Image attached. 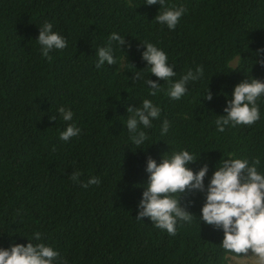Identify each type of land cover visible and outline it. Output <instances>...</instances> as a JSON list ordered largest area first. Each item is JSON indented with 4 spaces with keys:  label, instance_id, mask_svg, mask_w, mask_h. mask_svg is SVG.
I'll list each match as a JSON object with an SVG mask.
<instances>
[{
    "label": "trees",
    "instance_id": "obj_1",
    "mask_svg": "<svg viewBox=\"0 0 264 264\" xmlns=\"http://www.w3.org/2000/svg\"><path fill=\"white\" fill-rule=\"evenodd\" d=\"M145 2L0 0V246L45 243L66 264H227L233 255L245 256L227 254L222 232L200 222V194L187 197L195 216L178 221L174 235L135 216L146 156L159 162L163 153L187 149L200 155L190 167L207 162L209 176L225 158L259 160L257 171L264 173V96L253 124L221 133L214 123L236 83L264 80L255 60L264 48V0H166L165 7L187 9L173 30L154 19L163 9ZM45 21L67 40L50 60L35 41ZM112 32L125 45L120 50L113 41L117 62L96 68L95 49ZM144 42L167 53L173 79L197 66L203 77L190 81L179 100L164 91L149 96L143 79H135L142 69V77L150 75L140 58ZM207 86L211 100L203 98ZM145 98L159 106L160 118L138 148L129 139L126 109ZM59 106L73 111L81 130L68 141L58 138L71 123L61 119ZM164 119L170 126L161 135ZM73 171L81 173L77 180ZM93 176L99 184L81 187ZM35 232L39 240L32 239Z\"/></svg>",
    "mask_w": 264,
    "mask_h": 264
},
{
    "label": "clouds",
    "instance_id": "obj_2",
    "mask_svg": "<svg viewBox=\"0 0 264 264\" xmlns=\"http://www.w3.org/2000/svg\"><path fill=\"white\" fill-rule=\"evenodd\" d=\"M147 5H159L163 9L154 19L158 24L173 30L187 9L183 5L165 7L166 0H146ZM35 41L39 45V53L50 60V52L63 50L67 47V40L58 31L53 30L50 22H43L38 28ZM125 45L124 36L112 32L104 46L95 49V67L101 68L107 64L114 65L117 60L114 55L112 42ZM143 51L140 58L145 62V68L150 73L142 77V70L137 71L135 79H143L148 95L155 97L164 91L170 99L179 100L188 92V83L198 81L203 75V68L197 66L194 70L189 68L179 79L174 67L168 63L167 53L151 42L141 44ZM256 63L264 67V48L255 52ZM125 55V54H124ZM154 76L157 79H150ZM167 84L162 89L161 83ZM225 103L222 115H216L214 121L217 132H224L226 127L236 125H251L260 119L261 113L258 99L264 96V80L251 77L243 78L236 83L229 94H224ZM211 100L212 94L208 89L203 97ZM126 129L131 142L139 146L148 139L145 129L153 127V121L160 118V108L151 99L145 98L139 107H128ZM57 112L66 123L59 132L61 141H68L80 134V128L73 121V111L65 106H59ZM51 120L55 116L49 117ZM169 121H161L160 133L168 132ZM147 148V147H146ZM145 148V149H146ZM144 149V150H145ZM143 150V151H144ZM164 154V153H163ZM161 155L159 162L151 156L145 157L144 172L146 182L142 188L140 198L136 204L137 220L148 218L155 227L165 230L168 234L176 233L178 221L190 223L194 214L188 209L193 200L187 197L202 195L199 208V220L205 225H211L222 232L220 246L227 254L248 255L249 251L254 258V264H264V173L257 171L259 160L249 163L246 158H225L213 165L209 176V165L202 163L193 169L190 165L197 162V156L190 150L180 149L170 156ZM231 155V154H229ZM81 173L73 171L72 180H77ZM207 183L205 184V177ZM98 177H90L87 183L81 181V187L99 184ZM197 217V216H196ZM33 240L40 239V233H33ZM239 258L233 255V259ZM0 264H66L57 249L45 243H10L8 247L0 246Z\"/></svg>",
    "mask_w": 264,
    "mask_h": 264
},
{
    "label": "rangeland",
    "instance_id": "obj_3",
    "mask_svg": "<svg viewBox=\"0 0 264 264\" xmlns=\"http://www.w3.org/2000/svg\"><path fill=\"white\" fill-rule=\"evenodd\" d=\"M227 264H254V258L251 253H248V255L237 259L231 257Z\"/></svg>",
    "mask_w": 264,
    "mask_h": 264
}]
</instances>
